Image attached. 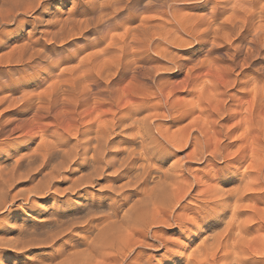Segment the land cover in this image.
Here are the masks:
<instances>
[{"label":"bare ground","instance_id":"1","mask_svg":"<svg viewBox=\"0 0 264 264\" xmlns=\"http://www.w3.org/2000/svg\"><path fill=\"white\" fill-rule=\"evenodd\" d=\"M67 1L0 0V111L14 115L0 116V264L48 245L53 264H264V66L251 68L264 0H70L55 11ZM179 34L238 43L229 62L182 64ZM167 64L184 75L165 76ZM40 168L50 180L70 169L75 199L16 216L17 199L51 189L40 178L10 191Z\"/></svg>","mask_w":264,"mask_h":264},{"label":"rangeland","instance_id":"2","mask_svg":"<svg viewBox=\"0 0 264 264\" xmlns=\"http://www.w3.org/2000/svg\"><path fill=\"white\" fill-rule=\"evenodd\" d=\"M51 2H53V1H51ZM57 5V3H54V6H55V11H57V12H67L69 9H70V6H71V1L70 0H68L66 3H64L63 5H61L60 7H58V5ZM210 8H212V4L211 3H209L208 5H207V8L205 9V10H203V11H205V12H203L202 11V9H200V11H199V9L197 10V9H194V10H191L192 12L191 13H193L194 12V14H196V15H204L205 13H207V12H209V11H211V9H209V7ZM69 8V9H68ZM206 10H207V12H206ZM186 11H188L189 12V14H190V11H189V9L188 10H186ZM197 11H199V13L197 12ZM202 11V12H201ZM187 12V13H188ZM181 13H184V12H181ZM63 14H65V13H63ZM184 14H186V12L184 13ZM193 14V15H194ZM183 15V14H182ZM187 15V14H186ZM192 15V14H191ZM24 17L26 16V17H28V18H30L29 17V15H23ZM5 29H7V28H9V27H7V26H5L4 27ZM11 28V27H10ZM250 32V33H249ZM251 30H248V32H247V34H246V41L248 40V38H249V36H250V34H251ZM179 36L181 37H179L180 39H182L183 40V43L182 44H177V45H172L171 47L173 48L172 50H173V54H177L176 55V57L178 56V58L177 59H180V60H178V62L179 63H184V64H195V61H196V63H198L200 60H204V59H207V58H211V57H217V56H219V57H221L222 59H224V60H226V61H224V62H229L230 61V55L231 54H233V52H234V45H236L237 43H238V41L236 40L235 42H234V44H232L230 41H227V40H217V41H219V42H222V43H219V42H212V37L211 36H206L205 37V42L204 43H198V42H192L193 40H192V38H190L189 36H185V34H179ZM210 37H211V39H210ZM210 39V40H209ZM207 41V42H206ZM225 41V42H224ZM192 42V43H191ZM224 42V43H223ZM78 43H82L81 41L80 42H78ZM213 43H216V44H214V49H210V47H211V45L213 44ZM226 43V44H225ZM211 44V45H210ZM219 44V45H218ZM224 44V45H223ZM217 47H216V46ZM210 46V47H209ZM231 46V47H230ZM219 47V48H218ZM208 50H207V49ZM228 49H231L230 51L231 52H229V50ZM241 49L243 50V47L241 46ZM204 50V51H203ZM219 50V51H218ZM225 50H226V53H225ZM3 52H5L6 51V49H3L2 50ZM89 51V50H88ZM206 51V52H205ZM1 52V51H0ZM2 53V52H1ZM204 53V54H203ZM215 53V54H214ZM220 53H222V54H220ZM241 52H238L237 53V56L238 57H240L242 54H240ZM179 54V55H178ZM201 54H203V55H201ZM228 54V55H227ZM262 54V55H261ZM260 55H258V56H256V57H254L253 59H252V66H251V68H253V70L255 69V68H258V66H264V51L261 53ZM222 55V56H221ZM180 56H181V58H180ZM191 56V57H190ZM195 56V57H194ZM200 56V57H199ZM229 56V57H228ZM182 57H183V59H182ZM186 57V58H185ZM189 57V58H188ZM193 57V58H192ZM202 57V59H200ZM218 57V58H219ZM229 59H228V58ZM192 58V59H191ZM226 58V59H225ZM181 60H182V62H181ZM254 62V63H253ZM261 63V64H260ZM74 64V63H73ZM163 64H165V66H166V63H163ZM260 64V65H259ZM263 64V65H262ZM169 67H170V70L169 69H167L166 71H165V73H164V75L165 76H167V77H171V79L172 80H174L175 78H176V80H179L183 75H184V72H182V73H180V74H175V73H173V69H171V68H174L173 67V65L172 64H167ZM257 67H256V66ZM172 66V67H171ZM255 66V67H254ZM4 68H2V70H3ZM58 70V69H57ZM194 72H201V70H196V71H194ZM258 72V71H257ZM168 74V75H167ZM255 74V73H254ZM7 74L5 73V71H3V74L1 75V77H0V82H3L2 80H5L7 77ZM180 76V77H179ZM173 77H174V79H173ZM178 77V78H177ZM246 79V77H243V79ZM27 79H31V77H30V75L27 77ZM46 83H44L41 87L42 88H44V87H46L47 86V84L45 85ZM40 88V87H39ZM238 93H240V89H238ZM180 96L181 97H185V99H189L190 97H189V95H186L185 93H181L180 94ZM188 96V97H187ZM1 110V109H0ZM6 112V111H5ZM5 112H1L0 111V116L1 115H3V118H10L11 116H14V115H12V113L11 112H9V111H7L6 113ZM2 113V114H1ZM12 118V117H11ZM157 121H160V122H163V123H165V121L164 120H157ZM188 121V119H185L184 121H182V122H180V124L181 125H184L186 122ZM167 123V122H166ZM179 124V125H180ZM34 130L33 131H38V129H36V128H33ZM36 129V130H35ZM52 129V128H51ZM17 135H19V133H16L15 135H14V138H13V141L14 140H16V142H19L20 141V139H18V137H16ZM2 138V137H1ZM0 138V147L2 146V143L4 142L3 140H5V139H1ZM72 138H74V137H72L71 136V139ZM38 141V136L37 135H35V142L34 141H30V143L27 145V142H25L24 144L25 145H27V146H29V145H31L32 144V146L34 147V144L36 145V142ZM16 144V145H15ZM23 144V145H24ZM31 146V148H33ZM18 147H17V143H14L12 146H10V148H9V150L11 151V152H16V151H18L19 149H17ZM35 148V147H34ZM4 150V149H3ZM6 150V149H5ZM22 152V151H21ZM185 152H187V149H184V150H182V153H181V155H183ZM3 152L2 151H0V154H2ZM180 155V156H181ZM6 156V154H2V155H0V158H2V157H5ZM1 160V159H0ZM3 160V159H2ZM217 166H218V168H220V167H222L223 166V163H215ZM220 164V165H219ZM191 166H193L194 168H197L199 171L202 169V167H203V165H201L200 163H198V162H193L192 164H191ZM198 166V167H197ZM200 167V168H199ZM66 169V170H65ZM46 170V169H45ZM34 173H33V172ZM32 171H30L28 174H27V176L25 177V176H23V177H25V178H23V177H21L20 179H16V181L13 183L14 185L10 188V191L12 192V193H16L17 192V194L19 193H22V192H24V193H26L27 192V188H28V190L30 189L29 187H27V186H30V187H33V185H35L38 181H39V179L41 178L42 179V181L43 180H46V178H47V180H49V186H51V189H49L48 190V192H47V194L46 195H43L44 197H42V195H37L36 197H32V199H34V201H32V199H31V201H30V203H24V202H22V200H19V199H17L16 200V202H15V204L12 206V207H14V208H12L13 209V211L12 212H14L13 214H16V216H19V215H21V214H25V213H29L30 211L31 212H33V211H35V210H37V209H40V208H50L52 205H53V203L54 202H60V201H63V200H65V199H70L71 201H74V199H75V197H73V196H71V195H65L66 194V192H67V190H65L67 187L66 186H69L70 184V177L72 178L73 176H72V172L70 171V169H67V168H64V169H60V173H59V171H58V176H56L57 175V172L55 173V177H54V180L52 179V180H50V178L49 177H46V178H44L43 176V174H42V172L44 173V170H42L41 168H40V170L38 169V170H32ZM39 171V172H38ZM32 172V173H31ZM46 172H48V171H45V173ZM44 173V174H45ZM52 177V178H53ZM31 180V181H30ZM57 180V181H56ZM70 180V181H69ZM24 181V182H23ZM28 181V182H27ZM37 181V182H36ZM34 182V183H33ZM44 182V181H43ZM102 182V183H101ZM33 184V185H32ZM99 184H104V182L103 181H100V183ZM27 187V188H26ZM46 187V186H45ZM54 187V188H53ZM95 187V188H94ZM20 188H22V189H20ZM24 188V189H23ZM55 188H57V189H55ZM96 188H98V189H96ZM20 189V190H19ZM91 190H89V191H91L92 193L95 191V193L94 194H97L98 192H101V190H99V187L98 186H93L92 188H90ZM17 190V191H16ZM60 190H62V191H64V193H62L63 195H64V197H62V194H60L59 193V191ZM99 190V191H98ZM14 191V192H13ZM58 191V192H57ZM57 192V193H56ZM97 192V193H96ZM53 193V194H52ZM104 196V195H103ZM54 201V202H53ZM33 202V203H32ZM21 203V204H20ZM52 203V204H51ZM263 206V203L262 204H260V206ZM194 211V210H193ZM7 219V218H6ZM10 220V219H9ZM12 220V219H11ZM206 222V220L205 219H201V220H199V222H197V226H193L191 229H190V234H192V235H194L193 233L195 232H197L198 231V225L199 226H202V224H204ZM80 229H78V231H79ZM194 231V232H193ZM164 234L166 235V236H168V237H170V240H174V238H176L177 236H181L182 235V229L180 230V229H178V228H174V229H168V228H164ZM181 238V239H180ZM178 237V239H180V242L182 241L183 243H188V238H186L185 236H183V237ZM175 241H177V238L175 239ZM52 247H51V245H48L47 247H45L44 249H42V250H35V251H32L30 254L29 253H27V254H25V255H21L20 257H18L17 259H15V261H14V259L12 260V258H10V259H8L10 262H8V263H11L12 261H14V263H18V264H22L23 262V264H25V263H27V264H39V262L35 259V258H33V257H31V256H29V255H36V256H38V255H40V254H45V255H43L44 256V260H45V262L48 264H53L54 263V261L52 262V263H50L51 261H52V259H50L49 257H53V256H50V254L52 253V249H51ZM33 252H35V253H33ZM50 253V254H49ZM165 249H160V250H157V249H154V248H152V249H148V250H146V252H145V255L147 254L148 255V257H151L152 259H153V261L154 262H156L157 260H161V257H162V259H164L165 258ZM29 254V255H28ZM53 254V253H52ZM49 255V256H48ZM147 257V256H146ZM49 259H50V262H49ZM25 260V261H24ZM19 261V262H18ZM30 261V262H29ZM34 261V262H33ZM32 262V263H31ZM13 263V264H14Z\"/></svg>","mask_w":264,"mask_h":264}]
</instances>
